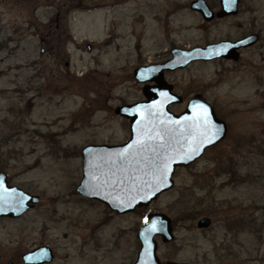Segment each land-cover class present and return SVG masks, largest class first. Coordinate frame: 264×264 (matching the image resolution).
<instances>
[{
  "label": "rangeland",
  "instance_id": "1",
  "mask_svg": "<svg viewBox=\"0 0 264 264\" xmlns=\"http://www.w3.org/2000/svg\"><path fill=\"white\" fill-rule=\"evenodd\" d=\"M192 1L0 0V172L40 196L22 217L0 218V264H24L42 246L51 264H133L149 210L172 223L173 241L156 238L162 264H264V0H242L238 18L210 25ZM249 32L260 41L238 61L196 62L170 76L179 95H199L229 126L176 172L172 189L127 216L77 192L82 149L130 137L115 110L143 98L137 67L173 46ZM202 217L212 226L199 228Z\"/></svg>",
  "mask_w": 264,
  "mask_h": 264
},
{
  "label": "water",
  "instance_id": "2",
  "mask_svg": "<svg viewBox=\"0 0 264 264\" xmlns=\"http://www.w3.org/2000/svg\"><path fill=\"white\" fill-rule=\"evenodd\" d=\"M240 0H221L218 17L236 15ZM192 9L206 21L214 18L205 0H197ZM258 41L257 35L236 42L221 41L189 50H175L174 58L159 67L162 70L184 69L195 61L225 58L238 61V50ZM91 50V46H88ZM147 68L135 71V79L145 83ZM160 85L144 93L150 102L118 107L117 115L130 121L131 138L121 145H89L82 149L83 178L77 192L97 200L119 213L134 212L149 207L175 185L176 168L188 167L200 160L208 148L222 142L228 134L227 123L220 119L214 107L204 99L194 98L186 110L176 115L170 111L183 99L165 89L162 76L155 79ZM40 202L32 195L9 184V176L0 172V218H20ZM209 218H202L198 227L208 228ZM160 237L164 243L174 240L170 218L163 213H150L138 231L140 251L133 264H162L158 257ZM24 264H51L54 253L42 246L23 256ZM170 264H189L172 262Z\"/></svg>",
  "mask_w": 264,
  "mask_h": 264
},
{
  "label": "flooded vegetation",
  "instance_id": "3",
  "mask_svg": "<svg viewBox=\"0 0 264 264\" xmlns=\"http://www.w3.org/2000/svg\"><path fill=\"white\" fill-rule=\"evenodd\" d=\"M197 0H193L190 4H189V7H190V10L193 11L194 13L196 14H199L201 16V18L203 19L204 23L210 25V24H214V23H219V22H222V21H227V20H230V19H236L240 16L241 12H242V9H241V1L240 0V3H239V7H238V13L236 15H232V16H226V17H218V15L221 13V0H214V3L211 1V0H205L206 4L209 6V8L211 9V11L214 13V18L211 20V21H206L204 19V17L202 16V14L197 11V10H193L192 9V4L194 2H196ZM177 7V5H176ZM181 7V6H179ZM59 20V18H58ZM252 35H257L258 36V41H260V35L256 32H249L245 35H241L240 37H237L235 39H226V40H222V41H232V42H236V41H239V40H243L249 36H252ZM221 42V41H220ZM218 43V42H217ZM209 44H213V43H209ZM208 45V44H207ZM205 45V46H207ZM256 45V44H255ZM204 46V47H205ZM253 46V45H252ZM198 47H201V46H198ZM196 48V47H195ZM250 47H246V48H241L240 50H238V53H239V59L240 57L242 56V52L245 51L246 49H250ZM193 49V48H192ZM175 50H189V49H183L181 47H177V46H173L171 49L167 50L169 51L168 54L165 56V57H161V58H158V59H162V60H159V61H155V62H150L148 64H144V65H140L139 67H137L135 70H134V73L137 69L139 68H147V73H146V78L148 79L145 83H139L135 77L134 79L136 80V82H138V84L141 86V90H142V95H143V98L141 100H138L136 102H133V103H130V104H123L121 106H125V105H131V104H136V103H140V102H150L148 96L144 93V90L145 88L147 90H156L157 88L160 87V85L155 81V79L159 78L160 76H162V81L164 82L165 84V89L164 90H167L168 88L171 89V92L173 94H176L178 96H180L182 99H183V102L181 103H174L170 106V111L173 112L174 114L176 115H179L181 113H183L187 106H188V102L194 98H201L203 99L202 97H200L199 95L198 96H194V97H191V98H188L186 96H181L177 93V89H176V86L175 84L172 82V80L170 79V76L172 74H175L179 71H182L186 68H189L193 63H196V62H212V61H215V60H223V61H228L226 60L225 58H217L215 60H212V61H195V62H192L190 65H188L186 68L184 69H176V70H169V69H165V70H162V68H160L161 66L160 65H164L166 64L167 62H169L170 60H172L174 58V51ZM232 62V61H230ZM160 66V67H159ZM133 73V76H135V74ZM205 100V99H204ZM213 106V105H212ZM120 107V106H119ZM176 107H180V108H183V110H181L180 112H174L173 109L175 110ZM218 116V115H217ZM123 118V117H122ZM125 119V118H123ZM126 121H128V124H129V132H130V137L129 139L126 141L128 142L131 138V130H130V121L128 119H126ZM228 131H229V126H228ZM125 142V143H126ZM125 143H122V144H125ZM108 145V144H107ZM118 145H121V144H118ZM207 151V150H206ZM205 151V152H206ZM82 160H83V156H82ZM180 169H188V167H179V168H176L175 170V173L173 175V180H174V183H175V175H176V172ZM85 198V197H84ZM87 200H91V199H88L86 198ZM94 201H97V200H94ZM99 202V201H97ZM102 203V202H101ZM107 206V205H106ZM108 207V206H107ZM109 208V207H108ZM110 209V208H109ZM142 209H148V208H139V210H142ZM111 210V209H110ZM149 210V209H148ZM112 213L116 216H127V215H132L134 212H128V213H119V212H116V211H113L111 210ZM150 213H153V211L149 210L147 214V216L150 214ZM158 213V212H156ZM146 216V217H147ZM202 218H205V217H202ZM201 218V219H202ZM206 218H209V217H206ZM211 220V225L209 227L212 226L213 224V221L211 218H209ZM200 220V219H199ZM208 227V228H209Z\"/></svg>",
  "mask_w": 264,
  "mask_h": 264
}]
</instances>
